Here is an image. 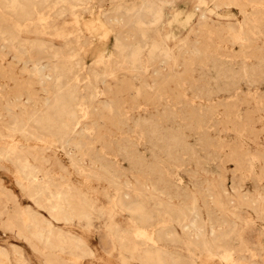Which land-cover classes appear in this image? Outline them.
<instances>
[{"label":"rangeland","instance_id":"374dc122","mask_svg":"<svg viewBox=\"0 0 264 264\" xmlns=\"http://www.w3.org/2000/svg\"><path fill=\"white\" fill-rule=\"evenodd\" d=\"M0 1V264H264V0Z\"/></svg>","mask_w":264,"mask_h":264},{"label":"bare ground","instance_id":"6f19581e","mask_svg":"<svg viewBox=\"0 0 264 264\" xmlns=\"http://www.w3.org/2000/svg\"><path fill=\"white\" fill-rule=\"evenodd\" d=\"M10 1V0H9ZM17 1H23V0H16V2ZM32 1H34V0H32ZM159 1H161V0H159ZM1 2V1H0ZM24 2H26V1H24ZM41 2V1H40ZM142 2V4L144 3L143 1H141ZM150 2L151 1H149V4H150ZM152 2H153V0H152ZM154 2H155V0H154ZM11 3H13L12 1H11ZM14 3H15V0H14ZM20 3V2H19ZM19 3H16V4H19ZM26 3H28V1L26 2ZM76 3H78V2H76ZM140 3V2H139ZM156 3V2H155ZM154 3V4H155ZM42 4V3H41ZM142 4H141V6H142ZM149 4H147L148 6H149ZM152 4V3H151ZM153 4V5H154ZM158 4V3H157ZM161 4V3H160ZM11 5V4H10ZM12 5H14V4H12ZM24 5H26V4H24ZM28 5V4H27ZM156 5V4H155ZM154 5V6H155ZM163 5V4H162ZM21 6H23L22 5V3H21ZM131 6V5H130ZM157 6V5H156ZM161 6V5H160ZM164 6V5H163ZM10 7V9L14 12V10L17 8L16 7V5H15V8L13 7V6H9ZM11 7H13V8H11ZM26 7V6H25ZM25 7H24V9H25ZM27 7H29V6H27ZM140 7V6H139ZM34 8V7H33ZM128 8V7H127ZM130 8V7H129ZM144 9H145V6L143 7ZM147 8V7H146ZM149 8H150V6H149ZM152 8V7H151ZM166 8V7H165ZM165 8H163V9H165ZM153 9V8H152ZM161 9H162V7H161ZM17 10V9H16ZM130 10V9H129ZM136 10V9H135ZM134 10V11H135ZM150 9H148L147 8V11H149ZM154 10V9H153ZM156 10V9H155ZM158 10H159V7H158ZM166 10V9H165ZM28 11H30V13H31V10L30 9H28ZM132 11V10H131ZM140 11V10H139ZM18 12V11H17ZM22 12V11H21ZM37 12H39V11H37ZM136 12V11H135ZM144 12L146 13V11L144 10ZM150 12V11H149ZM156 12L158 13V11H155V13L154 12H152V13H154L155 15H156ZM82 13V12H81ZM161 13H162V11H161ZM160 13V14H161ZM17 14V13H16ZM37 14V13H36ZM125 14H126V12H125ZM136 14H137V12H136ZM151 14V13H150ZM21 15H24V14H22L21 13ZM149 15V14H148ZM162 15V14H161ZM10 16V15H9ZM26 16H28V15H26ZM35 16V15H34ZM150 16V15H149ZM154 16V15H153ZM153 16H151L152 18H153ZM137 17H138V15H137ZM148 17V16H147ZM162 17V16H161ZM256 17V16H255ZM155 18H157V16L155 17ZM128 19V18H127ZM135 19V18H134ZM147 19V18H146ZM121 20V19H120ZM125 20V19H124ZM16 21V20H15ZM32 21V20H31ZM129 21V20H128ZM135 21V20H134ZM133 21V22H134ZM144 21V20H143ZM154 21V20H153ZM155 21H159V20H155ZM135 22H137V21H135ZM134 22V23H135ZM141 23H142V21H140ZM139 22V26H140V23ZM133 23V24H134ZM155 23V22H154ZM127 24V23H126ZM138 24V23H137ZM143 24V23H142ZM256 26V25H255ZM110 27V26H109ZM148 27V26H147ZM31 28V27H30ZM140 28V27H139ZM141 28H142V25H141ZM146 28V27H145ZM151 28V27H150ZM157 28V27H156ZM250 30V29H249ZM155 31V30H154ZM141 32H142V30H141ZM255 32V31H254ZM120 35H121V33H120ZM257 35V34H256ZM113 36V35H112ZM127 37V36H126ZM147 37V36H146ZM185 37V36H184ZM119 38V37H118ZM144 38V37H143ZM161 38V37H160ZM159 38V40H161ZM120 40V39H119ZM132 40V39H131ZM34 41V40H33ZM118 41V40H117ZM145 43V42H144ZM158 43H160V42H158ZM157 43V44H158ZM161 43H164V42H161ZM118 44H120V43H118ZM117 44V46L119 47V45ZM154 44H156V43H154ZM157 44H156V46H157ZM122 45V44H121ZM120 45V46H121ZM162 45V44H161ZM134 46H136V45H134ZM134 46H132V47H134ZM138 46V45H137ZM164 46V45H163ZM31 47V46H30ZM49 47V46H48ZM139 47V46H138ZM167 47V46H166ZM177 47V46H176ZM258 46H256V48H257ZM135 49L137 48V47H134ZM133 48V49H134ZM145 48H146V46H145ZM159 47H157V49H158ZM116 49V48H115ZM122 49H124V48H122ZM133 49H132V51H133ZM166 49V48H165ZM139 50H143L142 48L141 49H139ZM154 50H156L155 48H154ZM154 50H152V51H154ZM258 50V49H257ZM135 51V50H134ZM133 51V52H134ZM150 51V50H149ZM57 52V51H56ZM133 52H129V53H131V56H132V53ZM137 52V51H136ZM133 54H135V53H133ZM139 54V57H140V53H136V55H134L133 57H138L137 55ZM242 54V53H241ZM116 56V55H115ZM129 57H130V55H129ZM133 57H132V59H133ZM165 57H167V56H165ZM169 58V57H168ZM174 58V57H173ZM127 59H128V56H127ZM131 59V58H130ZM131 59V60H132ZM134 59H136V58H134ZM165 59V58H164ZM170 60V59H169ZM106 61V60H105ZM123 61V60H122ZM129 60H127V62H128ZM138 62H139V59L137 60ZM151 61V60H150ZM77 62V61H76ZM130 62V61H129ZM131 62H134V60H132ZM172 62V61H171ZM137 63V62H136ZM110 64V63H109ZM126 64V63H125ZM131 64V63H130ZM76 65V64H75ZM93 65V64H92ZM112 65V64H111ZM117 65V64H116ZM118 65H120V64H118ZM135 66V65H134ZM95 68V67H94ZM114 68V67H113ZM98 69V68H97ZM107 71V70H106ZM114 71V70H113ZM144 71V70H143ZM88 74V73H87ZM97 74V73H96ZM95 77V76H94ZM101 78V77H100ZM80 80V79H79ZM102 82V81H101ZM60 83V82H59ZM77 84V83H76ZM75 86V85H74ZM59 87V86H58ZM66 87H69V86H66ZM58 89V88H57ZM61 89V88H60ZM74 89H75V87H74ZM74 91V90H73ZM74 94V93H73ZM90 95V94H89ZM60 97V96H59ZM58 96H54V98L52 99V100H50V103L49 104H47V106L49 107L50 105H52V110L53 109H55L54 111H56V113H60V114H63V113H65L66 112V106H65V104H62L63 103V99L62 98H59ZM51 98H52V96H51ZM95 98V97H94ZM47 100V99H46ZM49 102V101H48ZM70 107V106H69ZM71 108V107H70ZM10 111V110H9ZM42 111V110H41ZM71 111H73V110H71ZM13 112V111H12ZM48 112V111H47ZM68 112V111H67ZM66 112V113H67ZM70 112V111H69ZM32 114V113H31ZM73 114H74V112H73ZM65 116V115H64ZM71 116V115H70ZM69 116V117H70ZM8 117V116H7ZM33 117V116H32ZM44 117H45V115H44ZM61 117H63V116H61ZM73 117H75V116H73ZM48 118V119H47ZM47 118H45V120L47 119V120H54V117L51 115V113H48L47 114ZM71 118V117H70ZM40 119V118H39ZM38 119V120H39ZM59 119H60V115H59ZM36 119H34V121H35ZM56 120H58V119H56ZM40 121H44V120H40ZM39 121V122H40ZM32 122V121H31ZM36 123L38 122V121H35ZM51 122V121H50ZM35 123V124H36ZM45 123V122H44ZM52 123V122H51ZM55 123V122H54ZM13 124V123H12ZM34 124V123H33ZM34 124V125H35ZM39 124V123H38ZM53 124V123H52ZM41 125H43V123L41 124ZM40 125V126H41ZM48 125H49V123H48ZM54 125V124H53ZM6 126V125H5ZM46 126V125H45ZM61 128V127H60ZM40 129V128H39ZM18 130V129H17ZM49 130H50V128H49ZM62 130V129H61ZM15 131V130H14ZM51 132H52V130H51ZM39 134V133H38ZM45 135V134H44ZM29 136V135H28ZM44 138H45V136H44ZM58 138V137H57ZM144 138H146V137H144ZM7 139V138H6ZM162 139V138H161ZM40 140V139H39ZM177 145H178V143H177ZM137 147H138V145H137ZM161 147V146H160ZM83 149V148H82ZM163 150V149H162ZM171 150V149H170ZM82 151V150H81ZM160 151V150H159ZM177 152V151H176ZM163 153V152H162ZM151 154V153H150ZM159 154V153H158ZM172 155V154H171ZM164 158V157H163ZM95 160V159H94ZM135 161H136V159H135ZM115 164V163H114ZM139 168V167H138ZM79 169V168H78ZM165 169V168H164ZM91 175V174H90ZM35 178V177H34ZM48 178V177H47ZM29 182V181H28ZM153 182V181H152ZM49 185V184H48ZM56 186V185H55ZM175 187V186H174ZM177 188V187H176ZM35 189V188H34ZM152 189V188H151ZM165 190V189H164ZM30 193V192H29ZM32 193V192H31ZM46 194V193H45ZM30 195V194H29ZM31 197V196H30ZM120 197V196H119ZM75 203V202H74ZM87 204V203H86ZM139 205V204H138ZM140 205H141V203H140ZM155 205V204H154ZM118 206V205H117ZM133 206V205H132ZM150 206V205H149ZM74 207V206H73ZM124 207V206H123ZM135 207V206H134ZM139 207V206H138ZM143 207V206H142ZM75 208V207H74ZM125 208H128V206L127 207H125ZM132 208V207H131ZM134 209V208H133ZM140 209V208H139ZM139 209H136V210H139ZM147 210V209H146ZM167 210V209H166ZM133 211H135V210H133ZM141 211H143V208H142V210ZM138 212V211H137ZM146 212V211H145ZM144 212V217H145V213ZM131 213V212H130ZM133 213V212H132ZM139 213H140V215H141V212L139 211ZM143 213V212H142ZM170 213V212H169ZM155 214V213H154ZM21 215V214H20ZM139 215V214H138ZM139 215V216H140ZM142 216H143V214H142ZM96 217V216H95ZM139 218V217H138ZM146 218H148V217H146ZM86 219H87V217H86ZM140 219H142V218H140ZM144 219V218H143ZM192 219V218H191ZM42 220H45V219H42ZM139 220V219H138ZM158 220V219H157ZM160 220V219H159ZM63 221V220H62ZM80 221V220H79ZM84 221V220H83ZM67 222V221H66ZM138 222V221H137ZM180 222V221H179ZM72 223V222H71ZM144 223V222H143ZM147 223V222H146ZM172 223H174V222H172ZM177 223V222H176ZM142 225V224H141ZM153 225V224H152ZM151 225V226H152ZM86 229V228H85ZM163 229V228H162ZM231 229V228H230ZM233 229V228H232ZM236 229V228H235ZM159 231V230H158ZM156 232V231H155ZM212 232V231H211ZM173 233V232H172ZM51 234H53V233H51ZM235 234V233H234ZM233 235V234H232ZM52 236V235H51ZM157 236V235H156ZM62 237V236H61ZM204 237V236H203ZM222 237V236H221ZM220 237V238H221ZM37 239V238H36ZM159 239V238H158ZM223 239V238H222ZM63 240V239H62ZM228 240V239H227ZM71 241V240H70ZM78 241V240H77ZM80 241V240H79ZM85 242V241H84ZM215 242H217L216 240H215ZM78 243V242H77ZM86 243V242H85ZM232 243V242H231ZM172 244V243H171ZM138 245V244H137ZM141 245V244H140ZM149 245V244H148ZM84 246H86V245H84ZM152 246V245H151ZM49 247V246H48ZM83 247V246H82ZM87 247V246H86ZM147 247H150V246H147ZM153 247V246H152ZM89 248V247H88ZM154 248V247H153ZM72 249V248H71ZM90 249V248H89ZM70 250V249H69ZM140 250V249H139ZM142 250V249H141ZM63 252V251H62ZM119 252V251H118ZM88 253H90V252H88ZM172 253V252H171ZM161 254H162V252H161ZM143 255H144V258H145V261H147L148 263H154V262H160L161 263V261H162V257L157 253V252H154V251H152L150 248L148 249H145L144 251H143ZM163 256V255H162ZM174 256V255H173ZM260 257V256H259ZM163 258H164V256H163ZM2 260V259H1ZM3 261V260H2ZM3 263H5V262H3ZM144 264H145V262H144ZM162 264V263H161Z\"/></svg>","mask_w":264,"mask_h":264}]
</instances>
